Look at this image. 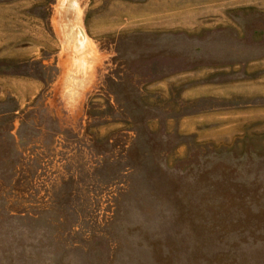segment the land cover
<instances>
[{
	"label": "rangeland",
	"instance_id": "obj_1",
	"mask_svg": "<svg viewBox=\"0 0 264 264\" xmlns=\"http://www.w3.org/2000/svg\"><path fill=\"white\" fill-rule=\"evenodd\" d=\"M0 264H264V0H0Z\"/></svg>",
	"mask_w": 264,
	"mask_h": 264
},
{
	"label": "crops",
	"instance_id": "obj_2",
	"mask_svg": "<svg viewBox=\"0 0 264 264\" xmlns=\"http://www.w3.org/2000/svg\"><path fill=\"white\" fill-rule=\"evenodd\" d=\"M227 86L224 84H205L201 85L196 88V91H198L199 96H204V95H218L219 91L226 90ZM210 113V112H209ZM208 113H201L199 115H195L193 120L194 122H204L206 121L207 117L209 116H216L217 113H210L209 116H207ZM210 119V117H209ZM189 121V120H188Z\"/></svg>",
	"mask_w": 264,
	"mask_h": 264
}]
</instances>
